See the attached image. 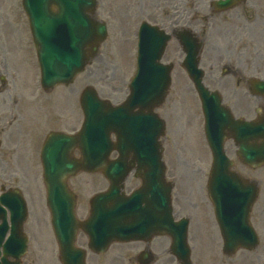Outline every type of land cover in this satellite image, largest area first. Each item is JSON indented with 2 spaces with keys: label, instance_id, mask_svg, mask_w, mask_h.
Segmentation results:
<instances>
[{
  "label": "rangeland",
  "instance_id": "374dc122",
  "mask_svg": "<svg viewBox=\"0 0 264 264\" xmlns=\"http://www.w3.org/2000/svg\"><path fill=\"white\" fill-rule=\"evenodd\" d=\"M174 1L178 11L184 13L189 5L187 0L185 3L181 0H98L96 15L104 19L108 26L107 37L98 53L71 85L57 86L40 97L41 111H45L40 121L35 119L36 115L41 113L38 104H31L28 116L22 114L26 105L21 108V127L28 135L25 138L23 132L21 140H31L30 143H33L29 152L30 161L27 164L35 171L32 175L34 176L32 186L37 195L29 201L40 206L44 198L41 168L36 150L39 144L34 151L36 135L41 137L50 126L70 131L79 125L78 95L85 85L94 86L102 97L112 102L121 101L128 93L127 85L135 71L134 32L138 24L142 19L166 24L167 19L171 17L170 11L174 10L172 8ZM2 2L4 9L1 10L0 16L2 26L0 52L13 46L7 45L12 37L15 44L20 43L17 42L19 39L22 42L21 33L18 35L16 28L21 29L23 24L27 25L21 0H2ZM132 2L135 3L134 8L130 4ZM203 3L207 4V0ZM205 9L202 11L209 13ZM8 18L13 20L10 25L6 24ZM194 23L193 27L203 42L199 65L204 70V84L211 89L217 88L225 99L234 90L239 97V106L235 107V111L252 115V106L257 103L264 104V97L255 98L248 95L243 87V81L248 76L264 78V0H245L233 9L219 13L206 25L199 20ZM13 24L14 28L11 29ZM26 43L28 44V40ZM28 46L31 48L32 45ZM31 49L29 56L24 54L23 66L26 72L23 76L26 77L21 81L24 83V88L31 87L32 90L36 87L35 90L38 92L40 91L39 72L34 48ZM24 51L22 50V53ZM182 58L183 52L172 38L162 56V61L173 63L172 81L165 100L158 109L165 119L162 153L166 169L168 174L175 175V179L178 180L177 191L185 193L191 188L196 191L197 184L191 177L201 175V172L207 168L208 161L202 139L200 106L192 83L180 64ZM224 65L228 66L230 73L221 77V69ZM238 163L235 168H244ZM99 179H101L99 175L96 177L92 174L79 173L71 180L78 186L81 201L103 185L99 183ZM27 180L30 184L31 180ZM193 260L195 264H217L220 260V242L201 240L200 247L193 254Z\"/></svg>",
  "mask_w": 264,
  "mask_h": 264
},
{
  "label": "water",
  "instance_id": "95a60500",
  "mask_svg": "<svg viewBox=\"0 0 264 264\" xmlns=\"http://www.w3.org/2000/svg\"><path fill=\"white\" fill-rule=\"evenodd\" d=\"M22 3L29 18L37 48L42 86L49 88L60 82L68 83L76 73L82 70L86 59L89 55H93L98 42L106 34L105 26L95 22L88 14L93 11L95 0H23ZM54 3L58 6L56 13L48 10L49 5ZM232 4H234V0L216 2L218 9L227 8ZM59 26H63L65 30L61 32ZM56 28L59 29L57 32H55ZM160 33L157 27L146 23L141 25L137 71L129 84L130 94L123 103L112 106L109 102L100 99L93 88L86 87L80 96L84 114L80 131L74 135L51 133L48 136L42 148V162L46 181L57 190L51 189L53 204L60 201L57 198L58 186H64L62 180L65 175L73 174L79 168L85 170L102 168L107 177L110 175L111 169H119L121 174L116 179L119 180L124 176L125 169L122 163L117 162L109 165L106 160L112 147L111 131H114L119 138L117 147L123 156L133 151L140 165L153 163L154 166L156 164L155 161L160 156L155 139L159 132V125L153 119L154 116L148 115L147 120L144 119L137 123V117L131 114L134 108H139V112H141V109L145 107L150 108L158 105L163 100L170 82L171 65L158 61L163 52L165 40L168 38L161 36ZM51 37L52 40H50ZM181 43L186 52L182 65L193 80L202 100L208 126L210 127L212 124L215 111L219 116L229 119L226 113L217 107L215 99L212 103L213 94L209 93L201 83L202 71L197 69L196 58L199 44L189 35L183 37ZM252 85L260 93H264V80H256ZM148 113L152 112L148 111ZM235 124L233 123V127ZM244 127L246 125L239 128ZM263 129L264 125H261V134ZM210 146L213 152L217 153L213 169H226V162L221 152L219 153L218 142H210ZM76 147L81 153L79 158L70 155ZM241 149L249 162L264 163V143L257 150H248L246 144L242 145ZM56 171L59 173L56 174ZM150 175L151 173L143 175V177L147 179ZM165 192L167 195L168 187ZM116 193H118V187L112 186L107 192L94 198L92 201L93 218L90 225L95 227L96 231L98 228L100 234H105V241L109 238L125 240L130 237L142 236L144 234L142 225H127L119 222L120 219L129 215L124 209L130 199L121 200ZM112 197L115 198L114 208L108 210L106 206ZM70 202H72L71 199ZM56 206L58 205L56 204ZM217 207L221 209L222 204L217 202ZM169 213L170 209L165 201V215ZM94 219L97 221L94 222ZM90 233L96 237V234H92V230Z\"/></svg>",
  "mask_w": 264,
  "mask_h": 264
},
{
  "label": "flooded vegetation",
  "instance_id": "af4514ba",
  "mask_svg": "<svg viewBox=\"0 0 264 264\" xmlns=\"http://www.w3.org/2000/svg\"><path fill=\"white\" fill-rule=\"evenodd\" d=\"M196 1L190 3L194 10L197 9L194 6ZM209 9L211 14L216 15ZM187 17H183L184 24H193L189 18L185 20ZM18 70L15 60L0 58V264H181L170 253L171 238L167 235L111 242L99 251L89 247V239L83 231L76 230L73 237V225L65 220V239L58 242L46 203L39 206L29 201L34 198L33 191L19 187L20 153L21 147L26 144L21 140L24 131H21L20 95L16 84ZM225 100L232 109L239 106V97L234 90ZM225 149L236 160L237 148L231 139L225 142ZM115 156V152L110 154L111 159ZM201 173L191 177L197 184L196 191L191 188L185 193L175 191L173 176L168 177L172 179L174 189L171 193L172 216L175 222L181 217L187 218L186 238L190 251L196 242L215 240L220 242V264H259L262 258L264 262V250L262 257L254 251L238 248V243L248 239L254 231L260 240H264V170L246 167L226 170L220 172L226 178L218 179L212 178V175L219 174L217 171L208 169ZM227 182L244 185H226ZM140 184L141 180L131 170L124 181L125 193H131ZM16 188H22L25 202L15 200ZM211 189L221 192L214 197H220L226 208L221 212V224L215 217ZM253 194L256 196L249 221L245 223L238 206L240 201L250 200ZM150 198L151 194H146V199ZM84 218L82 216L79 220ZM249 252L254 255L250 256Z\"/></svg>",
  "mask_w": 264,
  "mask_h": 264
}]
</instances>
